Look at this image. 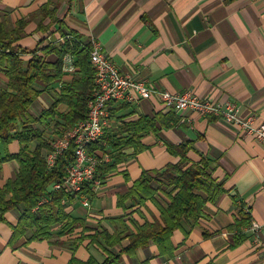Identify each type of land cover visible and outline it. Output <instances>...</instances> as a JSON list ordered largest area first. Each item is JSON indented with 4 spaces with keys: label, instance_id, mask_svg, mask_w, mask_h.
Returning a JSON list of instances; mask_svg holds the SVG:
<instances>
[{
    "label": "crops",
    "instance_id": "0c3cea01",
    "mask_svg": "<svg viewBox=\"0 0 264 264\" xmlns=\"http://www.w3.org/2000/svg\"><path fill=\"white\" fill-rule=\"evenodd\" d=\"M21 20L27 23L13 45L18 49L39 51L76 33L83 45L97 43L121 73L136 81L171 94L191 93L212 103L231 102L241 119H251L254 126L264 124V0H0V23L13 30ZM38 55L47 63L57 60L55 54L39 51ZM20 58L27 61L30 55L24 53ZM76 73V67L72 74L61 70L59 81L47 87L37 84L44 91L32 104L31 115L39 117L47 110L62 85ZM6 81L0 73V88ZM56 111L66 113L68 107L60 103ZM157 116L168 127L158 124L156 132H141L142 151L116 144L131 136L125 129L128 123ZM62 124L49 120L37 128L52 142L63 132ZM95 144L88 152L99 159L97 168L117 161L112 170L99 173L98 188L86 185L78 196L62 202L64 212L82 225L62 235V226L57 225L49 240L24 244L32 234L27 231L10 247L12 227L23 210L21 206L12 209L0 224V264H68L73 257L85 262L90 256L102 263L101 233L126 230L134 234L145 223L160 222L159 209L167 207L175 191L163 183L154 184V200L137 206L130 202L119 206V197L142 174L153 175L177 164L179 156L170 150L186 144H190L187 164L207 163L223 191L215 202L203 206L195 224L181 221L171 236L170 255L160 254L150 243L133 256L123 255L119 264H264V140L213 115H181L149 99L137 104L110 103L104 134ZM35 147L31 143L29 150ZM19 149L16 141L7 146L11 155ZM17 170L14 160L0 164V188ZM240 212L250 217L247 227L235 225ZM253 224L257 230H251ZM93 235L96 243L90 242ZM80 238L83 241L75 248L73 242ZM127 245L124 239L111 250L117 253Z\"/></svg>",
    "mask_w": 264,
    "mask_h": 264
},
{
    "label": "trees",
    "instance_id": "16d2710c",
    "mask_svg": "<svg viewBox=\"0 0 264 264\" xmlns=\"http://www.w3.org/2000/svg\"><path fill=\"white\" fill-rule=\"evenodd\" d=\"M230 3L232 0H224ZM46 10L42 9V12ZM26 21H18L13 30H8L0 23V73L6 78V84L0 88V164L16 161L18 170L15 177L9 180L3 188H0V224L5 223V214L19 206L22 213L15 226L12 227V235L8 242L14 246L27 231L32 234L24 244L32 241L49 240L51 230L57 225L62 226L60 235L64 231L82 225V221L72 219L64 212L63 203L74 196L69 195L63 189L52 190L53 185L62 184L66 176V169L74 160V146L71 144L64 153L59 156L52 168L46 164V154L51 148V142L45 139L38 126H44L49 120L63 123V130L72 127L76 122L82 121L87 115V103L93 93L94 71L89 63L90 45H81L75 41L64 40L59 45H47L39 49L44 55L55 54L57 60L47 63L38 55L37 50L27 52L13 46L26 25ZM80 41V36L71 33ZM28 53L30 58L23 61L21 54ZM70 54L74 57L76 75L69 83L62 85L60 93L52 105L42 111L39 117L30 113V108L44 89H39L37 84L43 87L52 85L61 79L63 57ZM60 103L68 107L66 113L56 111ZM168 120L171 118L168 116ZM164 126L162 117L154 119L140 118L138 121L128 123L125 127L131 133L126 139L119 140L116 144L132 146L135 151H142L144 147L139 143V134L143 131L156 132L157 125ZM16 141L19 152L11 155L7 146ZM36 143L33 151L29 145ZM97 146L94 143L90 151ZM116 146V145H114ZM190 144L174 147L170 151L179 156L175 165H169L162 171H156L153 175L142 174L133 184L127 194L118 199V205L130 202L132 206L144 205L147 200H154L157 189L154 184H165L171 187L175 193L169 196V204L166 208H160V222L145 223L138 227L136 233L128 234L126 230L121 233H101L104 241L102 252L104 260L100 264H119L123 255L133 256L138 249L146 248L153 243L162 255L172 253L171 236L180 227L181 221L196 223L202 215V208L207 203H213L223 191L221 183L212 179V173L207 163L187 164L186 154ZM116 159L111 164H102L97 169V174L106 173L115 167ZM85 191L86 189H82ZM202 192L206 197L198 194ZM237 228L247 227L250 217L247 212H240ZM127 239L128 245L117 253L111 249L120 245ZM83 241L82 238L73 243L76 248ZM91 243H96L95 235L90 237ZM73 247V248H74ZM68 264H99L90 256L83 262L73 257Z\"/></svg>",
    "mask_w": 264,
    "mask_h": 264
},
{
    "label": "built area",
    "instance_id": "2783aa9c",
    "mask_svg": "<svg viewBox=\"0 0 264 264\" xmlns=\"http://www.w3.org/2000/svg\"><path fill=\"white\" fill-rule=\"evenodd\" d=\"M64 40L83 45L73 35L61 37L57 42ZM89 45V63L94 71L93 93L87 103L86 118L63 130L50 143L51 148L46 154V164L49 169L71 144L74 146V160L66 169L64 181L62 184L53 185L52 190L63 189L69 195L76 197L86 185L92 189L100 186L102 179L96 169L100 161L95 155L90 154L88 149L103 136L107 124L108 106L113 102L137 104L143 100L156 99L162 106L177 114L190 112L200 117L213 115L226 124L240 128L246 135L260 141L264 140V124L254 126L251 119H241L235 104L212 103L191 93L171 94L149 83L136 81L130 75L121 73L109 55L100 51L97 43L91 41ZM74 60L70 54L63 57L64 74H72L75 71ZM257 228L255 224L251 226V230Z\"/></svg>",
    "mask_w": 264,
    "mask_h": 264
},
{
    "label": "rangeland",
    "instance_id": "374dc122",
    "mask_svg": "<svg viewBox=\"0 0 264 264\" xmlns=\"http://www.w3.org/2000/svg\"><path fill=\"white\" fill-rule=\"evenodd\" d=\"M33 108V106L30 108V110Z\"/></svg>",
    "mask_w": 264,
    "mask_h": 264
}]
</instances>
